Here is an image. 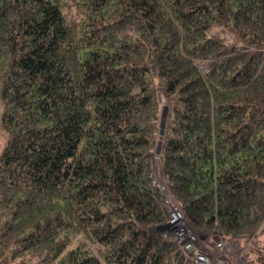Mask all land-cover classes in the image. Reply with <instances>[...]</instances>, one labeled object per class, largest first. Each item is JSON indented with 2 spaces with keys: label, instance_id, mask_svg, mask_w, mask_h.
Here are the masks:
<instances>
[{
  "label": "trees",
  "instance_id": "trees-1",
  "mask_svg": "<svg viewBox=\"0 0 264 264\" xmlns=\"http://www.w3.org/2000/svg\"><path fill=\"white\" fill-rule=\"evenodd\" d=\"M151 171L205 248L264 227V0H0V264H199Z\"/></svg>",
  "mask_w": 264,
  "mask_h": 264
},
{
  "label": "built area",
  "instance_id": "built-area-1",
  "mask_svg": "<svg viewBox=\"0 0 264 264\" xmlns=\"http://www.w3.org/2000/svg\"><path fill=\"white\" fill-rule=\"evenodd\" d=\"M159 157L158 154L154 156V160ZM152 184L159 187L165 194V201L169 208V220L167 222L168 230L176 235L179 241L184 242L185 248L191 249L194 253L196 262L199 264H223L224 259L221 256L213 257L205 250L194 246L196 236L189 234L186 226V217L183 211L179 208L174 198L167 192V188L159 174L155 171L150 173ZM192 232V231H191ZM230 241L218 240L216 245L218 250H224L225 245Z\"/></svg>",
  "mask_w": 264,
  "mask_h": 264
},
{
  "label": "rangeland",
  "instance_id": "rangeland-1",
  "mask_svg": "<svg viewBox=\"0 0 264 264\" xmlns=\"http://www.w3.org/2000/svg\"><path fill=\"white\" fill-rule=\"evenodd\" d=\"M159 148L160 146L157 147V149ZM166 225L164 226V229L166 231H169ZM186 226H187L189 234L194 237L196 236V241H198L202 245V247L205 248L204 235L200 232L195 231L193 228H191V226L189 225L187 221H186ZM263 246H264V227L258 231L257 235L244 237V238H241L240 240L230 241L229 244L225 245V248H224L225 251L218 250V249L216 251H212L208 249L207 247L205 248V251L210 253V255L213 257L220 256V254H225V255L227 254L228 257L230 256V259L232 260L231 264H244L246 262L248 253L251 249H254V248L262 249Z\"/></svg>",
  "mask_w": 264,
  "mask_h": 264
},
{
  "label": "water",
  "instance_id": "water-1",
  "mask_svg": "<svg viewBox=\"0 0 264 264\" xmlns=\"http://www.w3.org/2000/svg\"><path fill=\"white\" fill-rule=\"evenodd\" d=\"M168 106L165 105L161 113V123H160V133L163 135L165 133V125L167 120Z\"/></svg>",
  "mask_w": 264,
  "mask_h": 264
},
{
  "label": "bare ground",
  "instance_id": "bare-ground-1",
  "mask_svg": "<svg viewBox=\"0 0 264 264\" xmlns=\"http://www.w3.org/2000/svg\"><path fill=\"white\" fill-rule=\"evenodd\" d=\"M234 249V248H233Z\"/></svg>",
  "mask_w": 264,
  "mask_h": 264
}]
</instances>
